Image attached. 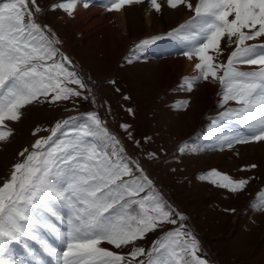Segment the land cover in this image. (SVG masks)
I'll return each mask as SVG.
<instances>
[{
    "label": "snow or ice",
    "instance_id": "1",
    "mask_svg": "<svg viewBox=\"0 0 264 264\" xmlns=\"http://www.w3.org/2000/svg\"><path fill=\"white\" fill-rule=\"evenodd\" d=\"M80 2L66 0L52 8L71 17ZM148 2L153 10L161 11L158 0ZM30 3L35 5L36 0ZM133 3L144 0H108L106 10L119 12ZM167 5L172 9L183 5L194 13L168 34L186 41L183 55L197 61V74L184 77L178 87L190 92L196 83L211 78L221 85L224 102L239 105L213 121V125L239 123L247 130H218L221 147L264 141V44H246L264 37V0H196L195 4L167 0ZM46 27L36 22L29 0H0V141L12 135L11 129L5 130L6 122L18 121L21 110L41 96H50L49 102L69 100L81 97L82 92L68 84L87 88L66 67L71 64L68 57L57 59L59 41L45 32ZM224 38L235 48L226 62H217ZM151 42L143 40L138 47ZM237 64L259 67L242 71ZM180 104L186 106L187 101ZM119 145L99 115L91 112L58 121L48 137L35 141L32 151L19 153L24 160L13 165L10 178L0 185V264H207L197 256L199 243L183 223L147 252L135 246L164 224H177L173 217L179 214L155 192L144 169L124 156ZM208 176L216 178L213 184L233 193L248 184L216 170ZM251 207L264 210V198ZM104 243L116 249L132 245V250L124 255L102 247ZM17 245L22 251H17Z\"/></svg>",
    "mask_w": 264,
    "mask_h": 264
},
{
    "label": "rangeland",
    "instance_id": "2",
    "mask_svg": "<svg viewBox=\"0 0 264 264\" xmlns=\"http://www.w3.org/2000/svg\"><path fill=\"white\" fill-rule=\"evenodd\" d=\"M61 2L66 0H36L35 5L29 0V8L33 10L36 22L42 27L47 26L45 32L49 31L59 42L67 40L75 54L84 52L87 40L92 43L88 47L90 55H84V63L72 59L64 46L56 44L59 49L57 59L68 57L71 64L66 63V67L74 71L87 88L79 89L75 84H68L80 90L82 96L56 102H49L50 96L47 99L41 96L21 110L18 121L6 122L5 130L11 129L12 135L6 141H0V185L10 178L13 165L24 160L19 153L24 149L32 151L35 141L48 137L58 121L67 119L68 114L74 113L72 117H80L96 112L108 131L120 141L123 155L144 169L155 192L163 197L174 213L179 214L173 217L177 219V224H164L137 240L135 246L143 247L147 252L155 241L183 223L186 226L184 230H190L199 243L197 256L207 261V264H264V210L258 211L251 207L264 198V156L259 148L260 143L221 147L217 140L218 130L235 133H246L247 130L234 122L221 121L213 125V121L227 109L239 105L222 100V88L218 81H215V95L203 80L196 83L190 92L178 87L184 77L194 76L196 72L176 79L171 68H167V73L157 78L162 61L184 57L187 42L168 34L188 21L194 13L184 7V13L188 16L182 18L183 15L178 13L180 6L172 9L167 5V0H158L162 7L160 12L153 10L154 24L160 25L161 29L148 33L143 18L148 0L142 4L126 5L129 47L126 53L118 47L116 59L108 54L104 62L102 51L93 41L95 27L91 26L88 30L84 27L89 13L79 11L76 28L72 18L74 15L67 21H59L67 14L52 6ZM191 2L195 4L196 0ZM36 7L40 9L39 12L35 11ZM80 27H83L82 32L78 29ZM96 36L95 39L99 37L103 41L102 33L98 32ZM153 37L159 38L153 40ZM170 38L184 44L185 47H175L183 52L176 51L178 54H174L172 50H164L174 48L163 46L171 41ZM143 40L152 42L145 47H138ZM246 44H264V37L247 41ZM234 48L235 44L229 46L227 38L222 39L223 51L217 57V62H226ZM131 55L137 58L131 61ZM76 64L82 67L87 77L78 70ZM236 67L251 71L259 66L237 64ZM93 73L97 74L96 78ZM92 86L98 88L93 89ZM190 100H194L196 113L193 124L187 112ZM182 101H187L186 106H181ZM122 125H127V129ZM57 137L63 138L60 132H57ZM181 147L184 148L183 152L180 151ZM251 165L256 167L252 168ZM212 170L234 180H248V184L242 191L233 193L211 182L216 179L208 176ZM201 176L208 178L200 179ZM146 194L147 191L141 196ZM181 215L184 217L182 221L179 219ZM101 246L124 255L132 250V245L122 249L107 243Z\"/></svg>",
    "mask_w": 264,
    "mask_h": 264
},
{
    "label": "bare ground",
    "instance_id": "3",
    "mask_svg": "<svg viewBox=\"0 0 264 264\" xmlns=\"http://www.w3.org/2000/svg\"><path fill=\"white\" fill-rule=\"evenodd\" d=\"M84 3H88L89 6L84 7L83 6ZM107 3H108V0H81V2L77 4V7H76L75 11L73 12L74 16H72V18L74 17L75 26L77 28L78 23L76 24V20H77L76 17H78L77 15H78L79 11L81 10L80 12H82L84 14L89 13V14H87V16L85 18L86 20L84 21L87 26L84 24V27H85V30L90 29L91 26L95 27L96 30L93 33L94 34L93 41H95V43H96L95 45H97L100 48V50L102 51L103 56H104V58H103L104 62L107 60L108 54L112 55L114 57V59H116V56H117L116 53H117L118 47H120L121 52H125V53H126L127 48L129 47V36L127 34L128 33V18H127L126 8L125 7L122 8L121 11H119V12H115V11L109 12L106 10ZM178 13L183 15L182 18H185V19L188 16L187 13L186 14L184 13V6H180L178 8ZM143 15H144L143 18H145V21L147 24V32L148 33L160 31L161 26L154 24V11L151 8L150 4H146V6L144 7ZM68 19H69V16L65 15V16L61 17L59 19V21H67ZM82 28L83 27L78 28L80 32H82ZM98 32L103 34V41H100L99 37H98V39H95L97 37L96 34ZM145 36H149V35H145ZM170 40L171 41L168 42V44L165 43L163 46H169V45L173 46V47H183L184 46L183 43L176 42L175 39L170 38ZM66 41L67 40H61L59 43L62 46H64L65 50L70 55H72V57L74 59H77L78 61L84 63L85 62L84 61V55H90L89 51H88V47L92 43H89V41L87 40L85 49L83 50L84 52H82L81 54H75V51L72 49V47ZM140 44H141V42L139 43V45ZM143 47H145V46H143ZM128 55H130V54H128ZM130 57H131V61L132 60L134 61L137 58V57L132 56V55ZM195 62H197L195 60V58L192 61H189L187 59V57H185V56L182 58H178V57L169 58L168 61H162L160 63V70H159V74H158L157 78L159 79L160 76L162 75V73L166 74L167 68H171L172 73H174V75L176 76V79H179V77L181 75H185V74L188 75V74L194 73V72H196V70L194 69ZM101 69H105V67H102ZM107 73H109V72H107ZM96 76H97V74L93 73V77L96 78ZM163 76H165V75H163ZM215 84H216L215 81L211 80V78L208 81H206V85L209 86V89H211V91H213L214 95L216 93L215 87L217 86ZM187 112H188L189 121L191 124H193L194 123L193 120L195 119L194 115L196 114L194 111V100L189 101ZM259 143H260V147L259 146L258 147L260 149H262L261 152L264 156V141H261Z\"/></svg>",
    "mask_w": 264,
    "mask_h": 264
}]
</instances>
